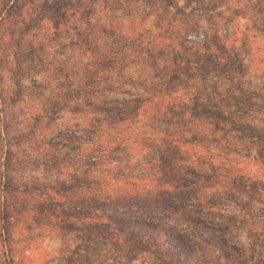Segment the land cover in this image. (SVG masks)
<instances>
[{"label":"rangeland","instance_id":"obj_1","mask_svg":"<svg viewBox=\"0 0 264 264\" xmlns=\"http://www.w3.org/2000/svg\"><path fill=\"white\" fill-rule=\"evenodd\" d=\"M0 24L13 184L60 191L49 216L17 211L13 263L0 249V264H264V0H0ZM213 30L237 39L222 45L243 72H214ZM161 84L172 122L132 114ZM112 101L136 102L116 120L99 111ZM85 181L98 187L67 189ZM85 204L113 220L109 236H83ZM170 235L184 244L167 251Z\"/></svg>","mask_w":264,"mask_h":264},{"label":"trees","instance_id":"obj_2","mask_svg":"<svg viewBox=\"0 0 264 264\" xmlns=\"http://www.w3.org/2000/svg\"><path fill=\"white\" fill-rule=\"evenodd\" d=\"M81 4V3H80ZM49 9H51V7H49ZM78 7L75 9L77 10ZM79 10V9H78ZM84 11H81L80 15H84L86 16V11L85 9H83ZM204 11H206V9L204 8ZM208 18V23L215 25L212 22V17L207 15L205 16ZM221 20H225L223 17H220ZM1 25V24H0ZM218 30V29H217ZM217 30H213L212 34L210 33L209 36H206L207 39L211 42H209L210 46H214V50H216V53H214V55L212 57H214V59L212 60V66H213V70L218 71V67H217V62H222V64H226L227 61H229L230 63H234L237 65V69L239 72L244 70L242 68V66L239 63V56L236 54L235 50H232L233 52L230 51V47L228 45H226V42H228L229 40H231L230 45L233 46L237 39L234 38V35H230L231 37L229 38V40H227V38H223L222 34L223 33H219V31ZM15 38V37H14ZM18 39H13L12 38V47L13 50L16 49V55H14V61L22 63L23 61L20 59V57L24 58L25 54H28V52H21L19 54L20 51H17V45L19 43H21L22 38L17 37ZM223 41H226L224 45ZM29 47V46H28ZM207 48H209L206 45ZM30 48V47H29ZM210 52H215L212 49H208ZM216 56V57H215ZM107 57V56H106ZM230 58V59H229ZM106 59H104L105 61ZM16 62V63H17ZM18 64V63H17ZM219 65V64H218ZM108 70V67L107 69ZM166 71V70H165ZM243 72V71H242ZM171 76L170 74L167 77ZM159 90L157 91L159 98H154V100L152 99V97H147L144 99H141V101H139L142 105H140L137 108H134L132 112V114H137L139 111H141V109L144 108L148 110L149 113H151V116H160L162 119L167 120L169 123H171V119L168 117L170 115H175V109L177 108L176 104H173L170 102L171 97L167 95V97H164L163 94H161L164 90V88H166L165 86L163 87V85H159ZM155 93V94H157ZM157 96V95H155ZM256 97L258 98V96L256 95ZM262 98V96L260 95V99ZM6 97H2L0 95V249L5 253V255L7 257L10 258L11 262L13 263V248H14V240H13V235H14V230H18L20 228V224L17 221V216L15 215L17 214V211H21V212H25V210L28 209V207H31L32 203H36V205H38L39 207L36 208L38 210V213H40V215H42V217H46L49 216L47 215L48 213H41V211H43L45 209V205L52 203L53 201H55L56 196L59 195L58 192L59 189H56L55 192H51L50 187H52L51 183H45L44 185L39 184L38 186L42 188V191H40L39 196L35 195V191L38 192L35 187H31L30 185H24V186H20V187H15L14 186V178H12L11 176V172L13 173V169L16 168V165L19 163L21 164V160H19L17 162L18 158H21L20 155H18L17 152L13 151V146L14 144H16V142H14V138H7V135L5 134L4 128L2 127V123H4L5 120V115L3 114L2 110L3 108H5V103H6ZM136 102V101H135ZM135 102H123V103H118L116 101H112V102H108V103H103L101 106H99V111L102 112L104 114V116H107L110 119H116L118 120L121 116L122 113H126L127 109L131 107V105H133L132 103ZM171 105H170V103ZM209 105H211V103H209ZM201 107H203V109H201V113H203V115H208V116H213V117H217L219 116L218 113H215L213 111L208 110L207 108H204L205 106L202 105ZM176 116V115H175ZM122 120V118H121ZM124 120V119H123ZM125 122V121H124ZM216 122H218V119H216ZM173 126H176L177 123H172ZM230 124V123H229ZM214 127L218 128V124H213ZM236 124L235 122H232L230 127H235ZM23 165V164H22ZM18 167V165H17ZM97 182H88L85 181L83 184H81L80 186L78 185H68V188L71 187H76L78 188L77 191H82L83 193H87L89 191H92L94 189H96L98 187V184H96ZM31 184V183H30ZM33 185V184H31ZM99 191V190H98ZM57 194V195H56ZM98 198V202L101 204L99 206H101L102 208L104 206H106L105 202ZM32 210L30 211L31 215L36 214V211H33V209L35 208L34 205L31 207ZM102 209H100V207H91L85 204V207L83 209H81V212L79 214H82V216L80 217L79 220V225L82 227V233L83 236L86 238H89L92 233H90L91 231L89 230H94L96 233V236H109L107 233V231L109 230V227L111 225H113V220L111 221V218L108 216H105L101 211ZM27 214V213H25ZM68 219L70 218L69 216L67 217ZM49 219V217H48ZM30 220L26 221L29 222ZM119 222V221H118ZM124 221H121L119 224H122ZM25 226L27 227L26 223H24ZM67 224V223H66ZM128 226V224H127ZM134 226L129 225V229H128V235L130 237L129 240H131V242H129L130 245H135L136 247L139 248L140 243L137 242V239L133 238V232L131 231L132 228ZM149 228L152 227V232L154 231V227L149 225ZM65 230H68L65 228ZM156 230V229H155ZM95 235H91V236H95ZM111 240L112 241H117L116 244L118 245L121 240H120V236L119 235H115L112 236L111 235ZM170 245H165V249L167 251H173L174 250V243L175 244H184V241H182L181 239H179V237H177V235H170ZM185 246V245H184Z\"/></svg>","mask_w":264,"mask_h":264}]
</instances>
